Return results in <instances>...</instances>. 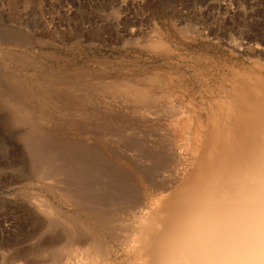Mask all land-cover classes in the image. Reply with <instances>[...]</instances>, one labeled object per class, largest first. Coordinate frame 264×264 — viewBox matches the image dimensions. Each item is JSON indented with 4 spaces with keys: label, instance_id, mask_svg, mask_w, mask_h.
Wrapping results in <instances>:
<instances>
[{
    "label": "bare ground",
    "instance_id": "6f19581e",
    "mask_svg": "<svg viewBox=\"0 0 264 264\" xmlns=\"http://www.w3.org/2000/svg\"><path fill=\"white\" fill-rule=\"evenodd\" d=\"M200 31L159 38L153 75L136 78L47 69L23 39L2 42L23 52L0 50V104L38 181L8 205L27 229L0 242V264H151L184 179L264 154V36Z\"/></svg>",
    "mask_w": 264,
    "mask_h": 264
},
{
    "label": "rangeland",
    "instance_id": "374dc122",
    "mask_svg": "<svg viewBox=\"0 0 264 264\" xmlns=\"http://www.w3.org/2000/svg\"><path fill=\"white\" fill-rule=\"evenodd\" d=\"M182 23L189 24L193 33L178 32ZM209 28L239 39L264 36V0H0V50H17L21 55L20 48L2 42L24 40L29 43L27 52L37 56L43 67L68 73L84 68L113 77L136 78L143 71L150 75L157 65L159 38L192 37L199 29L207 34ZM0 62L5 70L12 68L3 59ZM0 91V97L4 96V90ZM7 114L0 104V242L14 241L27 229L23 218L11 214L8 205L21 199L22 185L38 181L19 138L22 127L9 125Z\"/></svg>",
    "mask_w": 264,
    "mask_h": 264
},
{
    "label": "clouds",
    "instance_id": "9594fccd",
    "mask_svg": "<svg viewBox=\"0 0 264 264\" xmlns=\"http://www.w3.org/2000/svg\"><path fill=\"white\" fill-rule=\"evenodd\" d=\"M151 264H264V154L184 179L154 232Z\"/></svg>",
    "mask_w": 264,
    "mask_h": 264
}]
</instances>
